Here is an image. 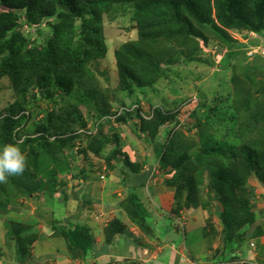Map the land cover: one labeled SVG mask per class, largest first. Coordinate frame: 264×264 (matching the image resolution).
<instances>
[{
  "label": "rangeland",
  "instance_id": "rangeland-1",
  "mask_svg": "<svg viewBox=\"0 0 264 264\" xmlns=\"http://www.w3.org/2000/svg\"><path fill=\"white\" fill-rule=\"evenodd\" d=\"M104 25L109 52L99 61L95 84L89 89L78 90L65 100L56 96L51 102L34 85L24 97L8 79L0 80V121L7 114L15 119L23 111L31 114L9 138L27 163L23 174L0 182V264H117L120 260L146 264L150 255L156 261L149 264H264V244L253 238L264 235V175L250 160L253 148L264 158V130L252 124L254 112L247 111L246 105L247 94L264 103V38L228 30L243 44L233 55L214 39L198 40L200 50L188 51L178 64H163V76L153 86L134 85L132 90L121 91L115 51L136 40L137 31L127 29L128 17L114 22L106 17ZM33 36L36 39L37 34ZM244 70L252 84L243 89L245 102L234 97L239 84L232 80ZM84 100L91 106L80 103ZM124 108L129 112L141 109L147 119L153 109H163L179 123L166 124L157 137L149 139L140 130V119L116 120ZM74 109L81 111L86 126L78 123L81 118ZM102 112L110 114L102 119L106 124L101 136L110 140L102 153L90 152L86 157L81 151L87 150L90 138L98 137L93 120ZM226 121L230 123L224 127ZM244 126L240 148L236 154L229 152L235 149L236 128L239 132ZM60 135L67 142L57 149ZM116 139L122 141L119 157L110 161ZM166 143L177 149L175 164L190 161L179 164L176 180L171 182L166 181L168 170L162 171L158 163L157 147L162 149ZM142 163L146 166L137 177L134 167ZM53 175L55 190L40 187L32 193L38 180L49 186ZM230 177H237L243 187H237L235 194L250 200L254 223L224 225L222 216L231 207L222 199ZM134 193L141 211L147 213L144 221H136L131 210L123 208L122 203ZM55 222L63 223L62 228L67 222L86 225L94 237L93 250L73 258L62 238L51 237ZM18 229H23L22 238L15 233ZM115 229L119 234L111 241ZM242 234H246L243 242ZM102 250L110 256L100 259ZM248 250L259 252L258 257L249 260Z\"/></svg>",
  "mask_w": 264,
  "mask_h": 264
},
{
  "label": "trees",
  "instance_id": "trees-1",
  "mask_svg": "<svg viewBox=\"0 0 264 264\" xmlns=\"http://www.w3.org/2000/svg\"><path fill=\"white\" fill-rule=\"evenodd\" d=\"M106 17L111 22L128 17L130 25L127 29L137 31L136 40H131L115 51L121 91L132 90L134 85L143 88L153 86L163 76L160 72L163 64H178L184 61V54L188 51L200 50L198 40L207 42L208 39H214L228 46L231 50L228 53L233 55L243 44L234 39L228 30L253 32L264 38V0H0V80L8 79L15 92L24 97L34 85L42 94L45 93L51 102H55L56 96L65 100L78 90L89 89L95 84L94 71L98 68L99 61L107 58L109 52L104 25ZM25 29H32V32L27 35ZM33 33L37 34L36 39ZM234 77L232 80L239 84L234 88V97L244 101L242 92L246 87H252V84L248 83L251 76L244 70L238 79ZM80 103L91 106L88 100ZM246 103L247 111L254 112L252 124L262 125L264 130V103L251 94H247ZM73 111L75 116L81 118L77 120L78 123H82V127L86 126L81 111ZM109 112L95 115L98 118L93 120L94 129L98 137L90 138L87 150L81 151L86 157L90 152L99 155L105 150L110 139L101 136L106 124L102 119L109 117ZM25 113L23 111L18 119L7 114L0 121V147L10 144L9 138L12 139L15 129L20 128L30 118L31 114ZM90 115L93 119L94 114ZM150 116L151 119L143 117L141 109L129 112L124 108L116 116V120L122 123L131 118L140 119V130L149 139L157 137L166 124L179 123L172 113L164 114L163 109H153ZM229 123L226 121L224 127ZM254 126H250V129ZM245 131V126L239 132L236 128L232 137L235 149L229 152L237 153L240 148V134H245ZM166 133L171 134L169 131ZM61 137L62 135L55 143L57 149L66 145L67 141L61 140L65 139ZM120 141L116 139L117 145L109 155L110 161L119 157L117 149L121 145ZM30 142V139L26 140L27 144ZM228 145L232 146L231 143ZM162 146V149L157 147L158 163L162 171L168 170L169 180L166 181L171 182L176 180L175 174L180 168L179 164L190 161L185 159L184 162L175 164L173 156L177 149L174 144L166 143ZM248 146L251 147V144ZM251 152V166L253 167L255 160L254 164L259 166L264 175L262 154L257 155L254 148ZM144 164L134 167L137 177L142 176V170L146 166ZM236 178L230 177L232 182L225 188L222 199L224 204L227 202L231 207L222 216L227 228H231L233 222L244 225L255 221L250 200L235 194L237 187L243 188ZM55 181L56 175L50 178L49 186L38 180L32 193L39 192L40 187L41 190L46 187L48 190H51V187L55 190ZM138 198L135 193L130 195L122 203L123 208L131 210L130 215H133L136 221H144L147 219V213L141 211L142 205ZM62 224L55 222L51 237L62 238L73 258L78 257L79 253L88 255L94 247L90 228L72 222H67L62 228ZM22 230L15 231L20 238ZM117 232L119 231L116 229L112 231L111 241L119 234ZM262 235L263 233L253 235V238L260 240ZM245 238L246 234H242L240 241ZM228 239H231L230 235Z\"/></svg>",
  "mask_w": 264,
  "mask_h": 264
},
{
  "label": "clouds",
  "instance_id": "clouds-1",
  "mask_svg": "<svg viewBox=\"0 0 264 264\" xmlns=\"http://www.w3.org/2000/svg\"><path fill=\"white\" fill-rule=\"evenodd\" d=\"M26 163V157L18 146L7 144L0 147V182L23 174Z\"/></svg>",
  "mask_w": 264,
  "mask_h": 264
},
{
  "label": "crops",
  "instance_id": "crops-1",
  "mask_svg": "<svg viewBox=\"0 0 264 264\" xmlns=\"http://www.w3.org/2000/svg\"><path fill=\"white\" fill-rule=\"evenodd\" d=\"M263 237H261L260 238V242L262 243V244H264V235H262ZM262 249L263 248H260L258 251L260 252V251H262ZM250 250V249H249ZM248 250V254H247V256H248V259L249 260H251V257L252 258H256V257H258V255H259V252H255V253H253V252H251V251H249ZM103 251V253H100V255H101V257H100V259H104L106 256H110L107 252H105L104 250H102ZM108 254V255H107ZM121 257L119 256L117 259H120ZM99 259V260H100ZM116 259V258H115ZM121 261V260H120ZM120 261H118L117 262V264H122V262H120ZM151 261H156V258H155V256L154 255H150V258L149 259H147V261H146V264H149L148 262H151ZM61 263V262H60ZM62 264H63V262H62Z\"/></svg>",
  "mask_w": 264,
  "mask_h": 264
}]
</instances>
